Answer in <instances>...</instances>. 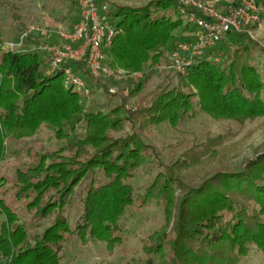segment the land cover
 Returning a JSON list of instances; mask_svg holds the SVG:
<instances>
[{"label":"trees","instance_id":"trees-1","mask_svg":"<svg viewBox=\"0 0 264 264\" xmlns=\"http://www.w3.org/2000/svg\"><path fill=\"white\" fill-rule=\"evenodd\" d=\"M180 6L181 0H150L100 9L115 32L103 49L104 63L127 75L167 65L176 46L192 41L197 31ZM256 47L247 34L231 32L149 99L138 97L147 79L136 80L128 88L138 97L133 110L92 78L88 53L49 73L47 55L37 47L0 48V169L8 160L18 162L0 174V264H63L72 243L97 242L113 253L126 242L129 213L151 203L165 225L145 248V264L153 258L157 264H243L252 253L264 264V151L239 169L189 185L183 174L194 159L164 161L147 141L151 128L177 130L201 113L241 122L264 118ZM66 68L92 93L101 90L105 103L84 108L85 95L64 86ZM43 126L60 145L25 149ZM146 164L157 173L136 198L130 181ZM75 200L81 208L71 225L67 210Z\"/></svg>","mask_w":264,"mask_h":264},{"label":"rangeland","instance_id":"rangeland-1","mask_svg":"<svg viewBox=\"0 0 264 264\" xmlns=\"http://www.w3.org/2000/svg\"><path fill=\"white\" fill-rule=\"evenodd\" d=\"M80 1L0 0L1 50L20 51L37 47L44 51L46 45L59 46L61 44L60 34L71 29L79 18ZM148 1L150 0H93L102 10L106 9L110 2L126 6H143ZM255 1L264 4L259 0ZM32 27L36 30L29 32ZM245 34L257 45L253 54L256 66L264 80V19L250 27ZM29 36H33L35 40L29 39ZM38 40L40 42H37ZM111 70L123 72L119 69ZM138 75L139 77L124 78L118 83L101 81L107 84L108 88L116 85L119 90L129 93V86L134 85L136 80L147 79L142 93L138 96H145L146 99H149L167 81H171L173 84L177 82L175 73L166 70L158 72L155 65L150 68L146 67ZM129 96L134 109L138 97L133 98L130 93ZM85 97L84 108L86 109L106 101L99 89H95L94 93L90 90L89 96ZM213 140V143H207V141ZM147 141L160 151L164 161L173 163L179 159H194L195 164L184 171L183 177L185 183L195 185L217 171L239 169L247 160L253 159L264 151V118L241 122L217 120L201 113L191 123L177 130L167 126L151 128L147 133ZM25 145V149L31 148L35 152V150L39 151L44 147L54 148L60 144L54 140L53 132L43 126L34 137L25 142ZM197 145L201 148L194 152L193 149ZM20 146H24L22 142ZM17 164L18 162L14 160L6 161L0 169V174L6 170L8 172ZM156 173L157 168L147 164L135 172L130 184L135 189L136 198L142 194L144 187L150 184ZM88 182L86 180V183ZM14 206L19 207L18 204H14ZM80 208V203L75 200L72 207L67 210L71 225L79 216ZM162 215L161 209L154 203L142 209L134 208L129 213L128 234L126 242L121 248L113 253H108L104 246L97 242H90L85 246L80 243H72L67 247L63 264H145L149 259L145 248L151 245L153 234L163 231L162 227L165 222ZM20 217L30 219L29 216L23 214ZM42 225L43 227L47 226V223ZM156 261L157 258H153L152 264H157ZM261 262L262 258L252 253L244 259L243 264H261Z\"/></svg>","mask_w":264,"mask_h":264},{"label":"built area","instance_id":"built-area-1","mask_svg":"<svg viewBox=\"0 0 264 264\" xmlns=\"http://www.w3.org/2000/svg\"><path fill=\"white\" fill-rule=\"evenodd\" d=\"M79 10V21L60 34L61 44L44 47L49 61L48 72L59 69L66 61H79L88 53L87 69L94 80L118 83L127 77H139V73L126 76L121 71H112L104 63L103 49L111 45L115 32L101 19L100 9L93 0H81ZM180 12L195 25L197 31L192 41L181 42L176 46L167 65H155L158 72L166 70L185 75L197 57L224 40L227 34L247 33L250 27L260 23L264 19V4L255 0H181ZM34 30L32 27L29 32ZM64 86L68 90L81 91L85 96L90 94L84 81L71 68L64 70ZM109 93L119 94L124 99L126 109L133 110L127 91L112 85Z\"/></svg>","mask_w":264,"mask_h":264},{"label":"crops","instance_id":"crops-1","mask_svg":"<svg viewBox=\"0 0 264 264\" xmlns=\"http://www.w3.org/2000/svg\"><path fill=\"white\" fill-rule=\"evenodd\" d=\"M257 1H258V0H257ZM260 1H261V2H264V0H259V2H260Z\"/></svg>","mask_w":264,"mask_h":264}]
</instances>
